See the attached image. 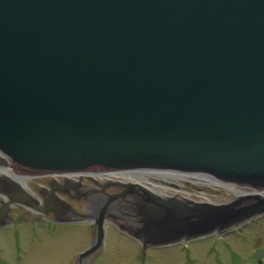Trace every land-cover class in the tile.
Wrapping results in <instances>:
<instances>
[{"label":"water","instance_id":"obj_1","mask_svg":"<svg viewBox=\"0 0 264 264\" xmlns=\"http://www.w3.org/2000/svg\"><path fill=\"white\" fill-rule=\"evenodd\" d=\"M0 151L158 197L199 183L181 214L226 217L203 234L264 212V0H0ZM238 191L256 202L212 206Z\"/></svg>","mask_w":264,"mask_h":264},{"label":"flooded vegetation","instance_id":"obj_2","mask_svg":"<svg viewBox=\"0 0 264 264\" xmlns=\"http://www.w3.org/2000/svg\"><path fill=\"white\" fill-rule=\"evenodd\" d=\"M180 176L196 178L195 174ZM114 177L98 168L76 170L26 167L0 153V231H13L16 252L25 249L20 245V234L26 233L31 241H38L37 237L41 235L47 237L50 243L42 246L45 249L58 250V245L54 244L58 238L73 241V245H67V248H74L75 239L78 246L87 243L77 253L87 249L92 253L111 251L110 243L116 244L113 250L120 252L123 249L117 245L119 239L128 242L138 253L184 252L197 241L221 239L227 234L239 233V229L232 230V225L215 226L206 229L219 234L199 238L204 230V221L209 224L215 219H226L225 215H212L207 220L201 217L189 219L181 214V209H192L202 204L200 200L186 198L192 191L202 192L203 185L199 183L187 182L183 185V191L165 192L158 197L160 194L151 189L131 186V182H128L130 180L123 179L120 174L116 180H112ZM222 187L227 192V187ZM185 193L188 195L183 196ZM238 193L241 195L224 202H215L212 206H225L239 201L235 208L242 209L256 202V199H246L247 195H251L250 192ZM150 194L165 203H155ZM258 195V199L264 198L261 193ZM168 201L174 206V211ZM161 207L166 209L164 213L160 212ZM253 221L237 225L246 228ZM74 228L78 231L74 232ZM228 254L234 255V252L229 250ZM263 261L253 259L255 264H262ZM231 263L217 261L215 264Z\"/></svg>","mask_w":264,"mask_h":264},{"label":"rangeland","instance_id":"obj_3","mask_svg":"<svg viewBox=\"0 0 264 264\" xmlns=\"http://www.w3.org/2000/svg\"><path fill=\"white\" fill-rule=\"evenodd\" d=\"M73 230L78 231L77 228ZM20 237V245L25 249L16 252L13 231H0V264H76L77 251L87 245L86 243L78 246V241L75 239L74 248H67V245H73L71 244L73 241L58 238L54 240L58 250L45 249L42 246L50 243L47 237L41 235L37 237L38 241H31L26 233L20 234ZM117 242L123 251H114L113 246L116 244L110 243L111 251L96 253L87 260L84 259L82 264H142V255L136 252L132 245L122 239ZM260 248H264V218L240 229L239 233H230L221 239L197 241L192 248L184 252L174 250L148 253L144 255L143 262L144 264H215L217 261H232L231 264H255L251 254L255 249ZM229 250L233 251L234 255L228 254Z\"/></svg>","mask_w":264,"mask_h":264},{"label":"bare ground","instance_id":"obj_4","mask_svg":"<svg viewBox=\"0 0 264 264\" xmlns=\"http://www.w3.org/2000/svg\"><path fill=\"white\" fill-rule=\"evenodd\" d=\"M263 248H260V249H258V250H262Z\"/></svg>","mask_w":264,"mask_h":264}]
</instances>
